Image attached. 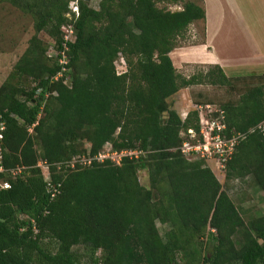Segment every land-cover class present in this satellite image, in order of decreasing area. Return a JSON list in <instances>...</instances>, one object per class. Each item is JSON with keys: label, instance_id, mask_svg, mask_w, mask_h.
<instances>
[{"label": "trees", "instance_id": "obj_1", "mask_svg": "<svg viewBox=\"0 0 264 264\" xmlns=\"http://www.w3.org/2000/svg\"><path fill=\"white\" fill-rule=\"evenodd\" d=\"M5 1L33 17L36 35L0 87V183L11 184H0V264H83L77 247L87 264H264V216L245 222L204 160L183 156L182 133H199V112L182 120L168 104L192 86L233 90L244 80L220 66L189 78L175 68L171 53L192 24L205 21V9L186 0H101L99 10L90 0ZM69 26L75 38L67 42ZM41 33L57 46L56 61L46 56ZM121 59L126 72L119 75ZM219 109L227 137L244 136L226 164L227 179L251 177L264 193V132L257 129L264 84ZM108 144L145 155L121 166H66ZM39 161L49 166V180ZM158 223L167 227L164 236Z\"/></svg>", "mask_w": 264, "mask_h": 264}, {"label": "rangeland", "instance_id": "obj_2", "mask_svg": "<svg viewBox=\"0 0 264 264\" xmlns=\"http://www.w3.org/2000/svg\"><path fill=\"white\" fill-rule=\"evenodd\" d=\"M188 2H194L200 6L202 3L200 0H186ZM101 0H90L89 5L94 10L100 9ZM71 6V5H70ZM160 8L168 9L171 11H179L182 9L181 6L160 4ZM78 8V3H76L75 10ZM71 9V7H70ZM73 12V10L71 9ZM69 20H74L73 15H67ZM226 26L223 30L222 35V44L223 47L220 46L219 55L222 57H229L233 60L244 59L245 51L243 45V39L241 40V44H234L231 35H228V31L234 30L232 26V15L228 14V10H226ZM72 26V25H71ZM74 31V29H73ZM63 34L67 35L65 29L62 31ZM36 35V31L34 28V19L31 15L24 13L21 9L13 6L10 2L5 0H0V87L7 81L11 73L14 71V68L21 57L26 52L29 47L30 40ZM40 38L47 46V54L46 56L52 61H56L57 59V46L46 33H41ZM70 39L73 41L75 38V33L70 35ZM204 41V25L203 21H198L192 24L185 35L178 40V48L183 49L185 47H190ZM176 51V49H175ZM182 50H177L175 56L172 55V61L174 63L175 68L178 73L183 75L186 78L191 77L192 75L199 74L201 72H206L211 68L208 65H200V64H190L185 63L184 60H179L177 56L180 54ZM65 56V54H62ZM180 56V55H179ZM180 59V58H179ZM63 62H66V56L61 59ZM115 66L118 72H122L124 63L122 60L116 61ZM228 74L232 75L230 69H227ZM236 75H242L244 71L243 66H239L235 69ZM257 73L264 71L263 69L255 70ZM244 80L235 82V89L230 90L227 87H216L211 85H197L192 86L187 89L180 90L179 93L168 99V104L170 108L177 111L182 120H185L188 113L191 111L202 112L205 116H208L209 110L206 106H211V110L219 109V107L227 102H238L241 95L244 94L249 88L254 86H260L264 84V80L261 78H251L247 79L245 77ZM65 84H69V80H65ZM30 88L34 86V84H29ZM30 133L32 131L30 130ZM182 137L191 139L188 133L182 134ZM197 138V137H196ZM193 140V139H191ZM110 146V145H109ZM85 148L89 149L90 145L85 144ZM199 158L193 159V161H199ZM42 161H39V163ZM205 165L209 167L214 175L217 177L219 182L222 185L224 191H226L233 202L239 209L243 219L245 222H249L254 218H259L264 216V193L258 189L255 185L251 177L246 178L245 180L241 179H227L226 176V168H221L216 160L212 159L207 162L204 160ZM38 163V164H39ZM44 163H42L43 165ZM43 172L45 179L48 177V173L46 171V166L40 167ZM139 180L143 186L146 188H150V180L148 177V173L146 171H141L139 173ZM158 228L161 234L164 236L165 231L167 230L166 226L158 223ZM52 246V251L56 250L54 248V244ZM76 251L83 256V264H87L89 262L88 257L86 256V252L83 248L77 247ZM86 254V255H85ZM100 255V253H99Z\"/></svg>", "mask_w": 264, "mask_h": 264}, {"label": "crops", "instance_id": "obj_3", "mask_svg": "<svg viewBox=\"0 0 264 264\" xmlns=\"http://www.w3.org/2000/svg\"><path fill=\"white\" fill-rule=\"evenodd\" d=\"M202 7L206 12L204 25V41L199 44L185 47L177 58L185 63L220 66L230 78H257L264 71L257 73L255 70H264V0H203ZM226 10L232 15L234 30L228 31L234 44H241L243 39L245 56L236 61L229 57H221L223 30L226 26ZM174 50L171 56L176 53ZM243 66L242 75L233 74V69ZM230 69L232 75L228 74Z\"/></svg>", "mask_w": 264, "mask_h": 264}, {"label": "built area", "instance_id": "obj_4", "mask_svg": "<svg viewBox=\"0 0 264 264\" xmlns=\"http://www.w3.org/2000/svg\"><path fill=\"white\" fill-rule=\"evenodd\" d=\"M76 3L71 4V9L73 10L76 15H79V8L75 10ZM65 34L64 39L67 42L72 41L70 39V35L74 34L73 28L71 26L65 27ZM63 29V30H64ZM124 63L122 68V72H118V74H122L126 72V63L123 59H121ZM61 63H65L61 61ZM209 110L208 116H205L202 112H199V126L200 131L196 133L194 130H188L187 133L190 135L191 139L185 138L180 151L183 156L189 160L193 161L195 158H199L200 160H216L221 168H226L227 162L232 158V155L235 152L236 145L238 144L239 140L244 136L241 134L232 135L231 137H227L226 135V122H225V113L223 110L215 109L211 110V106H206ZM186 119V118H185ZM4 126L0 124V131H3ZM257 129L264 132V122L257 126ZM32 131V130H31ZM251 132L254 129L250 130ZM183 134V133H182ZM186 133H184L185 136ZM2 135L0 134V144L2 142ZM197 137V138H196ZM145 155L143 151L138 150H130V151H121L117 152L112 149V146L109 144L104 147V149L95 157H90L88 154H84L81 156H76L72 158L71 161L67 162V167L72 169L78 168H88L93 165L94 162L97 163H105L107 161H111L116 166H121L122 161L124 158L130 159H139L141 156ZM2 154L0 148V174L5 172V169L2 165ZM43 162L38 164V167L46 166V171L48 173L47 180L50 178L49 174V166ZM19 171L13 172L15 176ZM1 187L3 189H9L11 184L9 182H1ZM54 189L53 197L55 196V192L57 189L54 185L50 186V188ZM50 191V190H49Z\"/></svg>", "mask_w": 264, "mask_h": 264}]
</instances>
